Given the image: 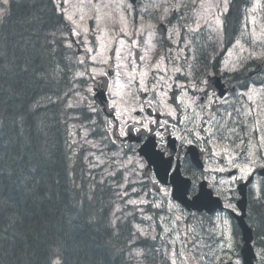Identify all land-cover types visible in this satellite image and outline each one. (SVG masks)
<instances>
[{
	"label": "snow or ice",
	"instance_id": "snow-or-ice-1",
	"mask_svg": "<svg viewBox=\"0 0 264 264\" xmlns=\"http://www.w3.org/2000/svg\"><path fill=\"white\" fill-rule=\"evenodd\" d=\"M11 5L0 0V22ZM44 7L53 21L50 53H70L52 70L69 84L57 101L79 111L72 117L79 132L70 135L80 140L72 143L87 150L90 169L102 171L98 184L114 194L107 227L117 239L128 229L120 254L144 264L141 242L161 240L153 251L166 264H224L199 241L207 233L218 237L228 264H264V234L246 256L228 215H242L233 201L243 188L264 202V187L253 182L264 176V26L258 30L252 15L264 0H253L232 37L221 19L229 0H47ZM206 33L216 45L208 54ZM220 51L234 59L217 60ZM253 61L262 63L253 69ZM241 69L251 75L235 76L239 87L216 90V76ZM45 264H67L62 245L50 246Z\"/></svg>",
	"mask_w": 264,
	"mask_h": 264
},
{
	"label": "trees",
	"instance_id": "trees-1",
	"mask_svg": "<svg viewBox=\"0 0 264 264\" xmlns=\"http://www.w3.org/2000/svg\"><path fill=\"white\" fill-rule=\"evenodd\" d=\"M46 2L12 0L11 14L0 22V264H45L56 244L67 264H134L119 252L128 229L117 239L107 227L113 192L85 178L83 151L71 143L77 110L57 101L69 84L52 73L56 61L70 53L49 51L45 41L53 21ZM249 5L250 0H230L226 37L239 33ZM45 72L42 79L38 73ZM246 221L254 240L264 234V202L249 200ZM141 247L151 251L144 264H166L150 240Z\"/></svg>",
	"mask_w": 264,
	"mask_h": 264
},
{
	"label": "rangeland",
	"instance_id": "rangeland-1",
	"mask_svg": "<svg viewBox=\"0 0 264 264\" xmlns=\"http://www.w3.org/2000/svg\"><path fill=\"white\" fill-rule=\"evenodd\" d=\"M252 3H253V0L251 1V4H252ZM250 7H251V5H250ZM250 7H249V8H250ZM248 15H249V14L246 12L245 17L248 16ZM252 15H254L255 18H256V21H257V25H256V26H257V29L259 30V28H260L261 26H264V10H259L258 12L253 13ZM223 16H224V15H223ZM223 16L221 17V19H223ZM245 17H244V18H245ZM243 22H244V21H243ZM241 30H242V27H241ZM203 42H204V44L206 45V48H205V54L212 53V52H213V48L216 47V45L213 44V43H211V42L209 41V39H208V34H207V33L205 34V36H204V38H203ZM220 53H221V51H220ZM224 59H234V57L229 58V57H226L225 54H222L221 57H220V60H224ZM250 63L253 65L252 67L255 68L257 65L261 64L262 62H261V61H253V62H250ZM241 71L244 72L243 69H241ZM229 74H231V73H229ZM246 74H248V72H245V75H246ZM260 76H261V77H264V73H263V74L261 73ZM78 114H79V111L77 110V113H76L75 115H78ZM72 120H73V119H72ZM76 123H77V121H75V120H73V122L71 123V125H70V126H71V132H79V129H78V128H73V127H72V126H73L74 124H76ZM73 139L79 141V140H80V136H79V135H77V136H75V137L71 136V143H72ZM72 144H73V143H72ZM73 145L75 146V151H80V150H82V149L79 147V144H73ZM82 151H83V153L81 154L82 164L85 165V169H86V171H87V174L85 175V178H86V179H90V180L92 181V183H93V182L98 183V181L101 179L102 171H101V169H95V170L90 169V167H89V165H88V162L84 159L85 155L87 154V150L85 149V150H82ZM82 151H81V152H82ZM93 177H94V179H93ZM255 183L258 184V185H260L261 183H264V178L257 177V178L255 179ZM252 191H253V196H254V195H255V189H252ZM231 223H232V222H231ZM232 225H233V223H232ZM205 227H208V224H207V220H206V219H205ZM216 230H217V232H218V231H220V230H222V229L219 228V227H217ZM233 233H234V235H236V234H235V230H234V228H233ZM235 238H236V236H235ZM198 239H199V241H200L202 244H203V243L212 244V245H213V249H212V251H213L214 253L220 255L221 257H223V261H228V260H227V255L225 254V252L220 251L219 247L215 244V240L218 239V237H213V238L210 239L209 236L207 235V233H201V236L198 237ZM151 241H152V240H151ZM151 244H152V245H153V244H158V245H159L158 248H163L164 245H165V241H161V240L152 241ZM203 251H204V252H207L208 249H207V248H204ZM145 252H146V253L148 254V256H149L151 251L145 250ZM159 255L161 256L160 253H159ZM161 258H162V256H161Z\"/></svg>",
	"mask_w": 264,
	"mask_h": 264
},
{
	"label": "water",
	"instance_id": "water-1",
	"mask_svg": "<svg viewBox=\"0 0 264 264\" xmlns=\"http://www.w3.org/2000/svg\"><path fill=\"white\" fill-rule=\"evenodd\" d=\"M214 79H216V78H214ZM216 81H217V79H216ZM246 189L247 188H243L241 198L237 202V208L241 212L242 215L241 216L234 215V217H235L237 225L241 231V237H242V242H243L242 246H243V249L245 251V254H246V256L251 257L253 255V252H254L253 250H250L251 244L253 241V234H252L251 228L247 225V223L245 221L246 205H247ZM216 210H221V209L218 207ZM252 264H255V260L252 261Z\"/></svg>",
	"mask_w": 264,
	"mask_h": 264
},
{
	"label": "flooded vegetation",
	"instance_id": "flooded-vegetation-1",
	"mask_svg": "<svg viewBox=\"0 0 264 264\" xmlns=\"http://www.w3.org/2000/svg\"><path fill=\"white\" fill-rule=\"evenodd\" d=\"M214 63H215V61H214ZM216 77L219 78V82L223 85V87L222 88L220 87L219 89L220 90L223 89V91L225 92V95L229 94V91L232 87H234V86L239 87V82L233 76H230V75L225 73L223 75H219ZM220 83L217 82L218 86H220ZM215 88L218 92H221V91H219V89H217L216 85H215ZM233 203H236V200H234ZM226 211L228 212V210H226ZM215 214H213L211 216H215ZM206 216H208V215H206Z\"/></svg>",
	"mask_w": 264,
	"mask_h": 264
},
{
	"label": "bare ground",
	"instance_id": "bare-ground-1",
	"mask_svg": "<svg viewBox=\"0 0 264 264\" xmlns=\"http://www.w3.org/2000/svg\"><path fill=\"white\" fill-rule=\"evenodd\" d=\"M32 113V112H31ZM57 132V131H56ZM42 135V134H41ZM41 153V152H40ZM67 174V173H66ZM82 184V183H81ZM74 185V184H73ZM67 194H69V193H67Z\"/></svg>",
	"mask_w": 264,
	"mask_h": 264
}]
</instances>
